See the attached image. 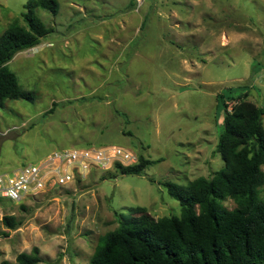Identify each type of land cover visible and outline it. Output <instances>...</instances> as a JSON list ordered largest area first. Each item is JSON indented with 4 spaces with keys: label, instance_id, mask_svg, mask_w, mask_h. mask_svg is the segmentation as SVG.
Listing matches in <instances>:
<instances>
[{
    "label": "rangeland",
    "instance_id": "1",
    "mask_svg": "<svg viewBox=\"0 0 264 264\" xmlns=\"http://www.w3.org/2000/svg\"><path fill=\"white\" fill-rule=\"evenodd\" d=\"M27 1L0 0V35ZM56 1V15L34 10L52 32L8 63L34 97L0 109V172L56 150L104 145L155 163L141 175L92 170L20 203L1 199L0 263L37 247L40 264H89L129 208L180 216L162 184L224 168L216 96L241 87L264 108V0ZM224 104L230 111L235 103ZM10 216L15 230L3 225Z\"/></svg>",
    "mask_w": 264,
    "mask_h": 264
},
{
    "label": "trees",
    "instance_id": "2",
    "mask_svg": "<svg viewBox=\"0 0 264 264\" xmlns=\"http://www.w3.org/2000/svg\"><path fill=\"white\" fill-rule=\"evenodd\" d=\"M36 8L58 13L56 0H28L21 20H13L0 35V109L6 101L34 97L21 89L8 63L52 32L35 16ZM247 97L241 87L216 96L225 112L215 150L224 168L187 185L162 184L178 202L180 216L154 218L146 208H129L117 216V228L99 238L89 264H264V108ZM225 101L235 103L230 111ZM154 163L139 154L135 165L113 174L141 175ZM227 201L232 205H225ZM2 221L9 230L19 226L11 216ZM42 262L34 247L18 254L14 263L0 264Z\"/></svg>",
    "mask_w": 264,
    "mask_h": 264
},
{
    "label": "built area",
    "instance_id": "3",
    "mask_svg": "<svg viewBox=\"0 0 264 264\" xmlns=\"http://www.w3.org/2000/svg\"><path fill=\"white\" fill-rule=\"evenodd\" d=\"M138 155L120 146L60 149L35 163L0 172V199L20 203L55 188L80 182L92 170L116 172L135 165Z\"/></svg>",
    "mask_w": 264,
    "mask_h": 264
}]
</instances>
